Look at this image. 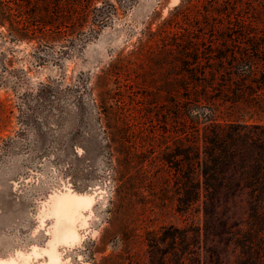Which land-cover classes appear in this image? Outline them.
<instances>
[{"label":"rangeland","instance_id":"1","mask_svg":"<svg viewBox=\"0 0 264 264\" xmlns=\"http://www.w3.org/2000/svg\"><path fill=\"white\" fill-rule=\"evenodd\" d=\"M185 1L122 3L97 34L65 52L60 41L14 39L0 25V264H143L151 234L160 249L165 228L181 224L172 178L160 160L173 138L162 129V70L155 56L128 52L144 29H156ZM225 4L249 31L237 50L258 54L264 49V0H193L195 26L212 6L225 14ZM126 57L132 64L125 70L111 67ZM259 101L256 115L235 114L264 117V91ZM118 133L119 145L111 141ZM245 201L239 193L229 202L231 221L242 220ZM57 213L66 215L74 233L64 241L57 237ZM192 215L201 224L197 206ZM204 247L225 264L233 258L230 245L208 240Z\"/></svg>","mask_w":264,"mask_h":264},{"label":"trees","instance_id":"2","mask_svg":"<svg viewBox=\"0 0 264 264\" xmlns=\"http://www.w3.org/2000/svg\"><path fill=\"white\" fill-rule=\"evenodd\" d=\"M131 1L0 0V25L14 39L60 41L65 52L83 45L118 6ZM192 2L176 6L156 29H144L128 52L133 58L155 56L162 70V129L173 138L172 149L164 146L160 160L165 176L172 178L173 210L182 217L178 226L165 228L160 249L151 234L143 264H225L218 252L204 247L208 240L232 246L228 264H264V117L235 114L262 111L264 49L258 54L237 50L249 31L227 4L225 14H215L213 6L206 10L197 28ZM206 32L213 37L204 38ZM128 58L111 67L125 70L132 64ZM119 110L116 106L113 112L121 120ZM119 138L111 141L119 145ZM149 153L151 163L154 150ZM145 174L152 175L148 169ZM239 193L246 197L244 217L233 222L225 210ZM194 206L201 224L192 215ZM168 241L174 246L172 262ZM155 251L160 252L156 258Z\"/></svg>","mask_w":264,"mask_h":264},{"label":"bare ground","instance_id":"3","mask_svg":"<svg viewBox=\"0 0 264 264\" xmlns=\"http://www.w3.org/2000/svg\"><path fill=\"white\" fill-rule=\"evenodd\" d=\"M83 203V202H82ZM76 205V204H75ZM72 206V205H71ZM78 206V204L76 205ZM67 208V207H66ZM72 208H74V206H72ZM78 208V207H77ZM80 209V208H79ZM72 212V211H70ZM76 212V211H75ZM73 213V212H72ZM78 213V212H77ZM58 214V228H57V237L62 238V241H64L63 239L65 238H70V235L73 233H70L69 231V227H67L66 223V215L64 213H57ZM75 214H72L71 216H73ZM77 215V214H76ZM74 217V216H73ZM75 218V217H74ZM74 220V219H73ZM73 224H71L72 226ZM73 228V226H72ZM74 234V233H73Z\"/></svg>","mask_w":264,"mask_h":264}]
</instances>
